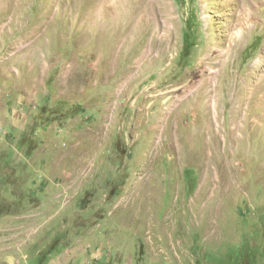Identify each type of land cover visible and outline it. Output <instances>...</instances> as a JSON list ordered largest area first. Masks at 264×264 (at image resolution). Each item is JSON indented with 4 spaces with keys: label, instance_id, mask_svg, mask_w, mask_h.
<instances>
[{
    "label": "rangeland",
    "instance_id": "rangeland-1",
    "mask_svg": "<svg viewBox=\"0 0 264 264\" xmlns=\"http://www.w3.org/2000/svg\"><path fill=\"white\" fill-rule=\"evenodd\" d=\"M126 1L0 0V264H264V0Z\"/></svg>",
    "mask_w": 264,
    "mask_h": 264
},
{
    "label": "bare ground",
    "instance_id": "bare-ground-1",
    "mask_svg": "<svg viewBox=\"0 0 264 264\" xmlns=\"http://www.w3.org/2000/svg\"><path fill=\"white\" fill-rule=\"evenodd\" d=\"M126 2L127 1L125 0V3ZM132 2H133L132 8L128 12V19H129V21L135 20V19H139V18L147 19L148 20L151 17L156 18L157 20L160 19V17L161 18L162 17H165V20L166 21H170V20L173 19L172 16L169 15V12H170L169 9L170 8L168 7V2L166 0H132ZM124 8H126V7H124ZM162 24H164V23H162ZM171 27H173V26H171ZM169 28H170V25H169ZM161 32L163 33V30ZM165 32H167V31H165ZM159 35H161V34H159ZM165 35H167V34H165ZM193 97H194V95H193ZM195 97H197V96H195Z\"/></svg>",
    "mask_w": 264,
    "mask_h": 264
}]
</instances>
